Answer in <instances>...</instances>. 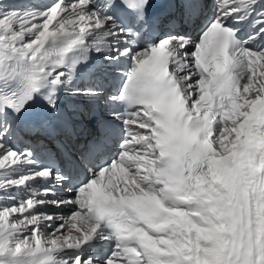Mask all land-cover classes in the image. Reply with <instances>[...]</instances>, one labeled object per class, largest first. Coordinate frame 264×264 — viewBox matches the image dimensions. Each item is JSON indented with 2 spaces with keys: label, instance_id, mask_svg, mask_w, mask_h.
Returning <instances> with one entry per match:
<instances>
[{
  "label": "snow or ice",
  "instance_id": "snow-or-ice-1",
  "mask_svg": "<svg viewBox=\"0 0 264 264\" xmlns=\"http://www.w3.org/2000/svg\"><path fill=\"white\" fill-rule=\"evenodd\" d=\"M0 0V264H264V0Z\"/></svg>",
  "mask_w": 264,
  "mask_h": 264
},
{
  "label": "bare ground",
  "instance_id": "bare-ground-1",
  "mask_svg": "<svg viewBox=\"0 0 264 264\" xmlns=\"http://www.w3.org/2000/svg\"><path fill=\"white\" fill-rule=\"evenodd\" d=\"M32 3H38V4H45L48 2V0H30Z\"/></svg>",
  "mask_w": 264,
  "mask_h": 264
}]
</instances>
